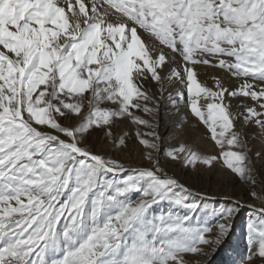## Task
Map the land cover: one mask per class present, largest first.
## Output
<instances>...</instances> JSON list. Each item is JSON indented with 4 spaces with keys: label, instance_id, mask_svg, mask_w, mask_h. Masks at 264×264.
Here are the masks:
<instances>
[{
    "label": "snow or ice",
    "instance_id": "snow-or-ice-1",
    "mask_svg": "<svg viewBox=\"0 0 264 264\" xmlns=\"http://www.w3.org/2000/svg\"><path fill=\"white\" fill-rule=\"evenodd\" d=\"M209 67L236 86L200 81ZM165 83L174 128L190 114L218 149L181 142L166 158L220 165L264 202L244 131L264 140V0H0V264H208L244 205L229 198L201 224L207 198L161 167ZM123 120L148 167L93 151V133L128 147ZM248 207L239 264H264V208Z\"/></svg>",
    "mask_w": 264,
    "mask_h": 264
},
{
    "label": "rangeland",
    "instance_id": "rangeland-1",
    "mask_svg": "<svg viewBox=\"0 0 264 264\" xmlns=\"http://www.w3.org/2000/svg\"><path fill=\"white\" fill-rule=\"evenodd\" d=\"M144 86L150 89L153 93L157 92V85L151 80L146 81ZM164 88H165L164 102L167 103V108L170 109V112L177 113L176 108L172 107L170 101L167 100L168 93L170 91L173 92L171 90L170 85L165 84ZM179 107H180V111L182 110V108H184L185 109L184 111H186L185 105L183 103H180ZM138 114L143 115L142 113H138ZM128 124H130V122H128L127 120H123L119 122L114 128V132L116 133L117 136H119L122 133V131H129L130 133H132L131 138L128 140V147L126 149L119 148L121 154L124 156V158L122 159L119 158V160L123 162L126 166L138 167L136 163L142 164L146 161H141L140 163V161L138 160L141 157L143 158L142 149L141 146H139L138 142H136L135 140L134 126L132 129L128 127ZM193 124H195L196 126L192 127ZM237 127H239V124L237 125ZM254 127L255 126L253 127L249 126L244 131L246 133V139L248 140L249 148L252 150L250 156H252V159L255 162L254 167L256 168L258 173V177H257L258 183L256 186V191L260 192L262 189H264V157H262L259 160H256L254 153L256 151H264V140H262L259 137V135L253 136L254 133L252 132L255 133L256 131L258 132V129ZM175 130L179 131V133L185 132L184 140H180L179 138H176V135L175 138H170L171 136L167 134L163 135V137L165 136L164 138L166 140L165 143L162 141L161 151L158 155L161 160V167L164 168L166 173L169 176H173L174 178L179 180L178 179L179 177L176 172V169L179 168L178 167L179 163L172 162L171 160L166 158L167 149L171 147H176L181 142H184V143L192 144L198 149L201 148L203 150L204 147L200 145H196V142L193 139V137L196 138V137H200L201 135L202 138L200 139L201 140L204 139L211 146L210 150H205V151H207L209 154H216L218 152V149L215 147L213 142L207 138V132L204 126L199 125L198 122L195 121V119L191 117L190 114H189V124L183 126V131H181L180 129H175ZM190 134L192 135V137ZM89 143L92 146L93 151L103 152L107 156H111L112 158L118 159L115 156L116 155L115 148L109 146L106 148L107 149L106 150L104 147L107 145V143L102 141L96 133H93V135L89 137ZM135 156H137V158ZM145 164L146 165H142L140 167L149 166L148 162ZM187 169H188V173L186 174V177H188V179L190 180V184L187 182L186 183L180 182V183L185 185L189 189L201 193L203 196L207 198L204 201V203L207 204L208 211H206L202 207L200 213L195 218L201 224L207 222L211 225H214L217 222L216 218L208 214V212L212 209L220 210L226 207L229 198L238 200L244 205V208L235 219L233 223V227L230 229V234L225 238V240L219 246L217 251L214 254H211V259L210 261H208V264H239L241 257L245 256L248 252V241L246 238L247 237L246 223L252 212V209L249 208L248 206L252 205L255 208H264V202L253 199L251 196H249L247 192V186L242 184L238 178L230 174L226 169L222 168L220 165H217L211 174L203 171L202 169L199 172H193L190 168ZM167 209H168V205L164 204L162 206H157L155 208V211L160 212V211H166ZM198 259L202 261V264L204 261L208 260V258L206 257H198Z\"/></svg>",
    "mask_w": 264,
    "mask_h": 264
},
{
    "label": "bare ground",
    "instance_id": "bare-ground-1",
    "mask_svg": "<svg viewBox=\"0 0 264 264\" xmlns=\"http://www.w3.org/2000/svg\"><path fill=\"white\" fill-rule=\"evenodd\" d=\"M199 77L198 79L202 82H207L209 86H211L212 84V80H211V75H223L224 76V83L229 86L230 88L231 87H235L236 86V81L234 78L230 77L227 73H222L220 72L219 70L217 69H212V68H200L199 69ZM150 80V78H149ZM167 84V83H165ZM171 87V90L173 91V94L175 93V90H176V86L175 85H170ZM186 98V97H185ZM249 103H251V101H249ZM233 109L235 110V101H233ZM185 109L182 108V110L180 111L181 114H183L185 111ZM176 119H177V113L175 112H170V109L167 108V103L162 102L161 104V110H160V113H159V124H160V134L161 136L163 137V135L167 134L169 136H171L170 138H175V135H176V138H179L180 140H184V134L185 132L183 133H179V131H176L175 128H174V125L176 123ZM128 127L132 128L133 129V126L131 124H128ZM253 127V126H252ZM255 128V127H254ZM254 130V129H253ZM179 133V134H178ZM193 133V132H192ZM191 133V134H192ZM252 133H255V132H252ZM256 133H258L256 131ZM178 134V135H177ZM190 134V135H191ZM174 136V137H172ZM257 136V135H256ZM165 137V136H164ZM163 137V142L165 143V138ZM192 137V135H191ZM200 138H202V135L200 137H193L194 141L196 142V145H200L203 148V150L200 148L199 150L201 152H204L206 154H209L207 151L205 150H210L211 149V146L209 145V143L207 141H205L204 139L201 140ZM189 139V138H188ZM194 142V143H195ZM103 147V146H102ZM107 147H109V145L107 144L104 148L106 149ZM107 150V149H106ZM123 153V152H122ZM115 156L119 159H122L124 158V156L121 154V151L119 150V148H115ZM137 158V156H135ZM135 158V159H136ZM141 163V161H146L144 160L142 157L138 159ZM137 160V161H138ZM124 161V160H123ZM136 161V162H137ZM128 162V161H127ZM130 162V161H129ZM135 162V163H136ZM144 163L142 164H139V163H136V165H138V167L142 166V165H146ZM129 165V164H128ZM132 165V164H131ZM167 165V164H166ZM179 168L176 169V172H177V175H178V181L181 182V183H189L190 184V180L188 179V177H186V174L188 173V169L181 166L179 164L178 166ZM170 168V167H169ZM222 170V169H221ZM220 174V173H219ZM223 174V173H221ZM190 175V174H189ZM206 177V176H205ZM192 184V183H191ZM199 184V183H198ZM195 186V185H193ZM199 186V185H198Z\"/></svg>",
    "mask_w": 264,
    "mask_h": 264
}]
</instances>
